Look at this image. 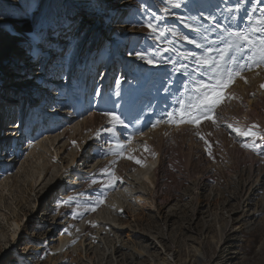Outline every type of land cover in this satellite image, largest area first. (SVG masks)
Wrapping results in <instances>:
<instances>
[{"label": "rangeland", "instance_id": "rangeland-1", "mask_svg": "<svg viewBox=\"0 0 264 264\" xmlns=\"http://www.w3.org/2000/svg\"><path fill=\"white\" fill-rule=\"evenodd\" d=\"M249 1L242 0L240 5ZM236 2L227 0V6ZM185 3L188 8L173 9L176 16L166 23L175 24L190 38L195 33L176 18L189 14L190 9L193 16L203 11L230 26H246L241 11L236 20L224 19L232 14L222 0ZM260 3L252 14L260 16L264 0ZM159 8L160 0H0V90L8 89L7 98L0 91V108L9 104L15 110L9 116L12 110L2 109L8 116L6 125L0 122V143L8 140L0 146V264H70L66 252L78 256L76 247L85 223L91 226L82 238L84 247H95L97 264H115L116 258L123 264L124 257H113V251L118 245L125 246L126 252L132 250L128 235L133 230L139 235L138 242L144 235L159 238L173 254L172 264H264V204L256 210L252 206L248 214L255 215L248 220L239 211L250 166L264 164V141L255 139V150L242 147L254 138H238L227 127L230 122L241 129L252 124L264 127V90L254 93L263 99L257 110L248 111L246 101L235 92L240 80L236 79L228 90L236 98L217 109L220 126L205 121L200 127L212 144V156L191 126L153 128L169 100L163 87L176 90L182 77L173 75L174 83L169 84V66L148 65L130 53L151 44L142 24L148 9L159 15ZM25 26L35 31L28 36L10 34L9 27L18 31ZM180 44L200 52L186 41ZM23 48L25 55L19 53ZM33 52L38 53L30 55ZM144 97L149 100L145 113L135 117V104ZM17 110L27 121L15 138L9 125L17 121ZM108 111L116 112L128 125L127 129L118 126V136L104 131L112 127L104 115ZM242 119H247L243 127ZM49 125L53 126L48 135L39 134L41 127ZM147 131L154 133L141 140ZM133 133L127 152L142 164L104 155L109 142L127 141ZM145 144L149 151H144ZM159 149L165 159L158 188L153 189L143 175L149 167L152 177L159 166L155 161ZM104 167L122 179L103 187ZM206 179L209 190L203 189ZM140 194L145 198L148 194L155 203L142 207L137 199ZM111 197L115 205L108 210ZM100 199L103 204L98 203ZM104 216L113 223L101 224ZM164 259L154 253L128 263L159 264Z\"/></svg>", "mask_w": 264, "mask_h": 264}, {"label": "snow or ice", "instance_id": "snow-or-ice-1", "mask_svg": "<svg viewBox=\"0 0 264 264\" xmlns=\"http://www.w3.org/2000/svg\"><path fill=\"white\" fill-rule=\"evenodd\" d=\"M241 2L242 0H237L235 5L227 6V0H222L226 5L225 10L232 14L231 17H225V20L238 18ZM182 7L188 8L185 0H160L159 15L148 9L142 26L148 30L145 39L151 41V44L130 54H134L148 65L169 66L170 73H166L169 84L174 83L173 75L182 77L176 90L169 86L163 87V91L169 94V100L152 127L161 124L177 128L181 125L191 126L193 135L204 141L207 145L205 151L212 156V144L201 133L200 127L205 121L219 127L221 117L217 109L225 101L236 98L228 91L236 79L247 82L244 72L252 71L253 68H264V8H260V16L255 20L251 13H246L245 27L222 23L215 14L205 16L203 11H200L198 16H193L190 9L189 14L176 17L185 28L195 33V37L190 38L175 24L166 23L169 17L176 16L173 9ZM204 21L208 23L205 24ZM180 41L194 45L200 52L183 48ZM261 87L264 88V84ZM104 115L109 117V123L112 125L105 128V132L118 136V126L128 128L116 112L108 111ZM227 127L238 136L254 138L251 144L246 143L242 147H252L255 150V139L264 141V127L258 124L241 129L229 123ZM134 137L135 133L129 135L127 141L117 138L115 143L109 142L108 151L104 155L111 153L142 164L140 159L127 152V145L132 143ZM144 151H149L146 144ZM152 155L156 154L153 152ZM101 172L106 177L103 187H112L122 179L110 167L102 168ZM92 183L96 184L98 181L93 180ZM98 203L103 204L104 200L100 199ZM89 207L92 211L96 210L95 206Z\"/></svg>", "mask_w": 264, "mask_h": 264}, {"label": "bare ground", "instance_id": "bare-ground-1", "mask_svg": "<svg viewBox=\"0 0 264 264\" xmlns=\"http://www.w3.org/2000/svg\"><path fill=\"white\" fill-rule=\"evenodd\" d=\"M81 1L82 0H77V3H80ZM102 3H103V1H102ZM103 4L105 5V3H103ZM260 4H261L260 3V0H250L248 4H244V5L242 4L243 6L240 5V8H241L240 11L242 13V16L245 18V20H246V13H251L252 14V8L255 7V5H260ZM243 9H245L247 12H243ZM252 16H253V19L254 20L257 17H259L258 15H254V14H252ZM12 22H13L12 24H14V25H16L17 23H20L18 21H12ZM9 30H10V34L11 35L13 34V32H16L17 34L27 35V36H28V34L30 32L33 33V31H35V29L32 30L28 26H25L23 28H20L18 31H14L13 29L11 30L10 27H9ZM5 38L8 39L7 37H5ZM6 39H2V40L5 41ZM21 52H22V55H25V52H27V51H25L24 48H23V50H20L19 51V53H21ZM36 53H38V52H33L30 55H35ZM30 55L28 54L27 56H30ZM2 57L0 56V59ZM19 68H20V66L17 64V70H18L17 72H20ZM12 74L13 75L15 74V72L13 70H11L10 75H12ZM19 75H21V74H18V76ZM244 76L247 78V82H245L244 80H241V79H240L241 81L237 79V85H236V88H235V92H236V94H237L238 97H240L241 99H244L246 101V104L248 106V111L249 110L255 111V110H257L256 105L258 104V102L261 101V100H263L262 97H260L258 94H254V93L255 92H258L259 93L260 90H264L261 87V85L264 83V68H256V69L248 72L247 74H244ZM102 81H103V79L101 80V82ZM10 86L8 88H10ZM13 86L16 87L15 85H13ZM19 90H20V88H19ZM0 91H2L1 92V97L4 96L5 98H7L8 94H6V93H7L8 89H6V90L5 89H2ZM97 92L98 91L96 90L95 94ZM147 104H149V100L147 99V97H144L143 99H140V101L135 104V107H134V110H133V115L135 117H137L140 114H144L145 113V110H146ZM3 105H1V108H0V122H1V125L2 126L6 125L4 123V121L6 122V120H7L6 117L8 116V114H6V112L3 113L4 110H5V108H7V109L10 110L11 107H12L9 104H5L6 106H3ZM8 105L11 106V107L9 108ZM27 106H28L27 103H25V108ZM2 109H4V110H2ZM56 112H57V110H54V113H56ZM256 113H259V112H256ZM9 114H10L9 116H14L15 115V110H12ZM17 114L18 115L16 116V119L18 121L19 120L18 119L19 118V111H18ZM248 114H250V113H248ZM259 118H261L260 117V114H258V119ZM246 121H247V119L240 120V123H239L240 126L243 127L244 126V122H246ZM227 124H229V123H227ZM51 127H50V125L47 128L44 127L43 129L41 127L40 130H39V134H41L43 136L48 135V130L51 129ZM180 128H181V126L178 129H180ZM15 129H17V127H15ZM15 129L13 128L14 131H15ZM23 130H24V128H23ZM153 133H154V131H150V132L147 131V133H145V135H142L140 137V139L146 141V140H148L150 138V136ZM17 134H18V132L15 133V138L18 136ZM237 137L239 138L241 136H238L237 135ZM21 138L22 137H20L18 140H20ZM7 143H8V140H2V142L0 143V146L1 145H6ZM13 143H16V142H13ZM30 148H31V146H30ZM164 159H165V156H164L163 150L162 149H159L158 156L155 159L156 163L159 166L154 170L152 177H150L149 172H148L149 167H146V170H144L145 173H144L143 177L146 179V181H148L149 183H151V186H152L153 189H157L158 188V180H157V177L159 176L160 169L162 168V162L164 161ZM73 161H74V159H73ZM147 166H148V164H147ZM155 177H156V180L154 179ZM202 183H204L203 184L204 187L206 186L203 189L209 190V189H207L210 186V184H208L209 183L208 180L206 179ZM242 189H243L242 192H243L244 196L242 197V201L239 204V211H240V214H241V218L243 220H245V219L248 220L250 217H253L255 215L253 213L248 214V212L251 209V207L254 206L255 208H253V210H256V207H259V206H261V205L264 204V164H260L259 165L258 163H253L250 166L249 175L247 177V180L244 182V186H243ZM137 199H138L139 204L142 205V207H144V208H147L148 205H152V204L155 203V199L154 198H151V197H148V194H147V198L143 197L142 194H140V195L137 196ZM114 205H115V202H114V200L112 198L109 201V205H108V207H106V209L109 210L110 209L109 206L112 207ZM155 207L156 206H154V208ZM93 217H95V215L92 214L91 219H93ZM91 219H90V222H93ZM108 221H110L111 223H113L109 218H107L106 216H104L103 219H102V221H100V223L106 225L108 223ZM84 226H85L84 227V233L82 234V237L79 238L78 245L76 247V248H78L77 249L78 250V254H77L78 256H76L71 251H67L66 252V254L71 258V263L70 264H97V263H95V258H96V255H97V251H96L95 247H92V246L88 247L90 245L89 244L85 248L84 247V241L82 239L83 236H86V233L88 232L87 229L91 225L89 226V225H86V223H85ZM110 227H112L113 229L116 228L114 225H110ZM138 236H139L138 233L133 230L132 233L130 235H128L129 244H130V246H132V250L128 249V252H126V249L127 248H125V246L118 245V246L115 247L112 256L113 257H114V255L115 256L116 255L117 256H123L124 257V262H122V263L123 264H129L128 261H131L133 263V261H136V260H138V259H140L141 257H144V256L153 257L154 256V253H156L157 255H159V254L161 255L162 254L165 257V259L163 261H161L162 263H159V264H172V263H174V261H173V254L167 251V249L165 248V246L162 245V242H161V240H159V238H157L155 236H150V235L147 236V235H144V236H142L141 241L138 242V240H137V237ZM64 240H63V243L65 245L67 242L64 241ZM84 251L86 252V258L83 256ZM55 258L56 257H53L52 258V261H54ZM115 261H116L115 264H120L119 263L120 261L117 258H116ZM53 263L55 264V262H53ZM43 264H45V263H43Z\"/></svg>", "mask_w": 264, "mask_h": 264}]
</instances>
